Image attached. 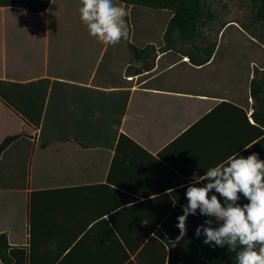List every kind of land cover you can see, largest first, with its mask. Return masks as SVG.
<instances>
[{
	"label": "crops",
	"instance_id": "0c3cea01",
	"mask_svg": "<svg viewBox=\"0 0 264 264\" xmlns=\"http://www.w3.org/2000/svg\"><path fill=\"white\" fill-rule=\"evenodd\" d=\"M55 3L0 7V144L24 134L0 156V264H169L193 173L238 152L264 160L251 92L264 60L219 44L206 65L165 53L129 74L135 7L118 2L129 36L111 46ZM208 219L189 215L187 233ZM203 246L206 264H236Z\"/></svg>",
	"mask_w": 264,
	"mask_h": 264
},
{
	"label": "clouds",
	"instance_id": "9594fccd",
	"mask_svg": "<svg viewBox=\"0 0 264 264\" xmlns=\"http://www.w3.org/2000/svg\"><path fill=\"white\" fill-rule=\"evenodd\" d=\"M80 5V20L90 36L111 46L128 38V11L114 0H80ZM174 191L167 190L169 195ZM185 195L188 203L177 218V241L187 234L189 215L199 210L210 217L196 228V236L205 237L204 244L227 246L235 253L236 264H264V160L258 153L245 157L238 152L202 176L193 173ZM241 197L247 203L241 204ZM214 221L218 227L212 226Z\"/></svg>",
	"mask_w": 264,
	"mask_h": 264
},
{
	"label": "trees",
	"instance_id": "16d2710c",
	"mask_svg": "<svg viewBox=\"0 0 264 264\" xmlns=\"http://www.w3.org/2000/svg\"><path fill=\"white\" fill-rule=\"evenodd\" d=\"M55 0H0V7H15L35 13H43L49 9ZM129 7H147L155 10H167L172 17L164 33V45L159 47L155 43L138 46L130 43L136 66L130 65L128 73L142 75L152 71L161 54L174 53L181 58H189L193 65H206L213 58L219 47L218 40L207 35L206 28L216 19L217 14L212 0H116ZM249 7L250 30L257 25L264 26V0H247ZM226 27V25L224 26ZM255 37L259 34L253 32ZM186 47V48H182ZM252 97L255 102L254 118L264 127V68L256 69L251 84ZM19 134L7 138L0 144V156L18 138ZM124 137V135H123ZM0 235V257L8 260L5 255L6 242ZM202 238L189 231L183 239L171 244L169 264H206L200 258L204 252Z\"/></svg>",
	"mask_w": 264,
	"mask_h": 264
},
{
	"label": "rangeland",
	"instance_id": "374dc122",
	"mask_svg": "<svg viewBox=\"0 0 264 264\" xmlns=\"http://www.w3.org/2000/svg\"><path fill=\"white\" fill-rule=\"evenodd\" d=\"M114 3L120 6L118 1L114 0ZM212 4L217 17L208 25L206 32L213 40H218L221 51L237 50L246 52L243 61L244 57L248 61L252 57L259 60V62L264 60V26L257 25L250 30L246 29L247 26L251 25L248 1L212 0ZM80 6V0H56L53 15L79 16L80 18L78 11ZM57 11H62V13H57ZM9 16L19 18L21 14L18 11H10ZM171 17L172 13L167 10L135 7L133 11L135 23L134 43L138 46H144L148 43H155L159 47L163 46L164 33ZM225 25L226 27H224ZM253 32L259 34L260 37H255ZM169 56L178 58L174 53H169ZM140 80L141 77H138L136 82H140Z\"/></svg>",
	"mask_w": 264,
	"mask_h": 264
}]
</instances>
